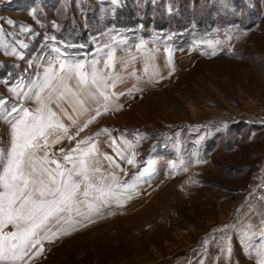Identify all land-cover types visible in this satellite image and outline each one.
<instances>
[{
    "label": "rangeland",
    "instance_id": "1",
    "mask_svg": "<svg viewBox=\"0 0 264 264\" xmlns=\"http://www.w3.org/2000/svg\"><path fill=\"white\" fill-rule=\"evenodd\" d=\"M231 4L235 11L225 9L221 0H119L118 5L111 0H0V29L10 49L23 55L20 59L0 49V97L9 108L16 103L9 88L21 77L27 83L42 74L37 65L42 56L45 64L55 57L53 47L91 60L97 48L108 44L117 57L137 56L133 67L138 74L143 52L156 50L155 63L165 77L143 84V92L120 97V111L101 115L75 140L53 146L54 153L67 152L77 140L92 137L101 158L112 156L125 169L126 176L119 174L122 181H130L149 162L155 174L150 181L144 177L148 182L140 185L139 194L115 215L45 242L34 264H255L254 254L250 257L231 231L232 255L222 253L217 242L224 233L214 231L238 221L259 226V213H264V0ZM32 9L39 23L29 15ZM21 25L32 28L33 35L21 33ZM232 25L246 35L228 41L225 32ZM216 40L222 43L213 55L206 42ZM141 42L145 48L137 52ZM165 46L173 50L170 76ZM133 82L129 78L127 87ZM101 129L110 135L97 136ZM8 131L0 119V147ZM137 133L142 134L138 142ZM122 134L134 147H116L128 157L135 153V166L113 151L111 140L119 141ZM178 141L187 171L173 173L169 161L178 160ZM197 148L207 163H192Z\"/></svg>",
    "mask_w": 264,
    "mask_h": 264
},
{
    "label": "snow or ice",
    "instance_id": "2",
    "mask_svg": "<svg viewBox=\"0 0 264 264\" xmlns=\"http://www.w3.org/2000/svg\"><path fill=\"white\" fill-rule=\"evenodd\" d=\"M111 3L118 5L119 0H111ZM221 3L225 9L235 11L231 0H221ZM29 15L39 23L35 9L30 10ZM20 32L33 35V29L23 25ZM225 34L231 41L246 35V31L232 25ZM17 42L21 48L28 47ZM120 43L123 45L126 41ZM206 43L215 55L216 47L222 42ZM135 47L137 52H142L145 44L141 42ZM0 49L5 55L23 59L15 47L10 49L3 29H0ZM164 51L170 76L174 70L173 50L165 46ZM52 52L55 57H48L46 64L44 57L40 58L42 62L37 68H43L42 74L37 72L27 83L21 77L9 88L16 103L9 108V101L0 97V119L9 130L6 145L0 147V264H34L43 254L45 242L52 243L98 219L115 215L116 210L124 209L127 202L139 194L140 185L148 182L144 177L150 181L155 174L154 164L149 162L148 167L138 170L130 181H122L119 174L126 176L125 169L112 156L105 154L101 158L92 137L77 140L76 146L67 152L61 148L57 154L52 148L64 140H75L101 115L120 111L123 107L118 103L120 97L143 92V84H158L164 79L155 63L156 50L143 52L142 74L133 67L137 56L129 53L117 57V49L108 44L97 48L91 60L77 59L56 47ZM32 63L29 61L30 67ZM117 64L120 71H116ZM129 78L134 81L131 86L117 90L118 85L126 84ZM5 84L8 86L7 81ZM28 101L35 107H25ZM101 133L110 135L108 129H101L96 135ZM141 138L142 134L137 133L136 142ZM111 143L120 160L135 166V153L128 157L116 147L119 143L132 149L134 142L122 134L119 141L113 138ZM196 143L199 145L200 141ZM177 152L178 160L169 161L170 169L173 173L187 171L188 161L179 155V141ZM191 155L193 164L207 163L198 148ZM103 161H107V167ZM260 199L264 200V196ZM259 214V226L238 221L214 230L224 233L217 242L222 253L229 258L232 255V236L228 234L231 231L239 238L244 251L250 257L254 254L255 264H264V213ZM257 239L258 243L254 242ZM204 245L206 251L207 240ZM200 264H204L203 260Z\"/></svg>",
    "mask_w": 264,
    "mask_h": 264
},
{
    "label": "crops",
    "instance_id": "3",
    "mask_svg": "<svg viewBox=\"0 0 264 264\" xmlns=\"http://www.w3.org/2000/svg\"><path fill=\"white\" fill-rule=\"evenodd\" d=\"M2 3H3V2H2ZM139 60L142 62V57H140ZM135 62H136V61H135ZM135 62H134L133 65H135ZM135 69H136L137 72L140 70V69H138V68H135ZM130 70H131V69H130ZM117 71H120V69H117ZM127 82H128V80H127ZM127 86H128V83H126V84H124V85H118L117 90H123V89L127 88Z\"/></svg>",
    "mask_w": 264,
    "mask_h": 264
},
{
    "label": "built area",
    "instance_id": "4",
    "mask_svg": "<svg viewBox=\"0 0 264 264\" xmlns=\"http://www.w3.org/2000/svg\"><path fill=\"white\" fill-rule=\"evenodd\" d=\"M64 142H68L67 140H64L62 143H64ZM59 145V144H58ZM52 151H54L53 149H52ZM55 152V151H54Z\"/></svg>",
    "mask_w": 264,
    "mask_h": 264
}]
</instances>
